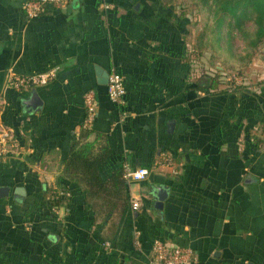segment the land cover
Instances as JSON below:
<instances>
[{
	"label": "crops",
	"instance_id": "1",
	"mask_svg": "<svg viewBox=\"0 0 264 264\" xmlns=\"http://www.w3.org/2000/svg\"><path fill=\"white\" fill-rule=\"evenodd\" d=\"M22 1L0 0V125L14 136L0 156V185L8 186L0 264H148L155 238L188 246V264H264V69L232 93L192 88L199 64L188 51L197 30L176 0H67L32 17ZM49 66L57 70L45 84L17 92L6 85L11 70ZM96 66L121 73L122 110L96 81ZM88 89L96 113L85 128ZM83 129L85 140L106 136L131 166L149 170L125 179L128 200L107 217L62 172ZM163 153L172 164L155 163ZM40 185H62L69 199L26 213ZM156 186L165 190L160 206Z\"/></svg>",
	"mask_w": 264,
	"mask_h": 264
},
{
	"label": "trees",
	"instance_id": "2",
	"mask_svg": "<svg viewBox=\"0 0 264 264\" xmlns=\"http://www.w3.org/2000/svg\"><path fill=\"white\" fill-rule=\"evenodd\" d=\"M185 1L192 2L191 4L195 6L192 8V12L198 14L196 17H199L200 22V29L192 41L188 57L189 54H196L201 45L204 46V49L210 48L212 53L218 57L223 51L220 49V41L223 40L224 44L229 45L235 32L241 36L245 48V53L241 56L242 61L233 60L238 70L232 72L240 77V81H222L216 74H209L203 70L198 72L197 78L192 82V88L204 92H210L211 89L214 92H234L243 81L244 68L253 60L254 49L263 47L264 0ZM246 20L251 21V28L246 25ZM195 23H197V19ZM233 74L232 76H234ZM221 83L224 86L219 88ZM8 88L17 92L11 87ZM114 106L117 111L123 108L122 104H114ZM88 131V129L81 130L75 140L71 141L61 161L62 172L70 181L78 185L81 184L84 191L83 203L90 207L89 199H97L100 201L99 205L104 206L102 217H107L115 207H122L126 204L128 193L123 175L124 165L135 166H131L127 162L124 153L108 146L105 141L106 136L104 138L96 136L99 140L103 139V142L99 140L95 142L94 139L85 140L84 135ZM39 190L41 195L34 196L28 202L26 213L38 210L40 206L50 209V207L58 206L69 199L67 189L62 185H40Z\"/></svg>",
	"mask_w": 264,
	"mask_h": 264
},
{
	"label": "built area",
	"instance_id": "3",
	"mask_svg": "<svg viewBox=\"0 0 264 264\" xmlns=\"http://www.w3.org/2000/svg\"><path fill=\"white\" fill-rule=\"evenodd\" d=\"M66 1L67 0H23L21 8L27 17H32L42 11L44 6L48 3L61 4ZM56 70V66H49L43 70L28 73H17L11 70L6 75V85L17 91L26 90L31 86L47 83L55 75ZM105 86L109 100L115 104H122L125 93L123 78L121 73L113 66H110L107 71ZM82 101L85 114L81 124L83 127L88 128L91 126L96 113L94 91L92 89L86 90L82 95ZM124 116L125 111H121L118 119L121 120ZM13 138L12 130L6 126L0 125V156L6 151V145L9 141H13ZM155 163L172 164V160L169 154L163 153ZM148 171V168L145 166L130 167L125 164L123 175L127 182L138 181L145 178ZM130 206L132 209H136L139 206L138 200L131 199ZM192 257V251L188 246L169 244L162 239L155 238L151 243L148 264H188Z\"/></svg>",
	"mask_w": 264,
	"mask_h": 264
},
{
	"label": "rangeland",
	"instance_id": "4",
	"mask_svg": "<svg viewBox=\"0 0 264 264\" xmlns=\"http://www.w3.org/2000/svg\"><path fill=\"white\" fill-rule=\"evenodd\" d=\"M176 1L178 2V4L180 5V7L183 9L184 12L189 10L191 15L194 17L192 26L194 28L196 27V30L199 31L200 29L199 17H196L198 14L196 15L195 12H192V8L195 7L193 4H191L192 2H186L185 0H176ZM196 19H197V23H195ZM246 25L250 26L251 28L252 26L251 21L246 20ZM195 36L196 33L195 35L192 36L193 37L192 41H194ZM262 43H263L262 44L263 47L260 46L255 48L252 53L253 58H256L257 60H259L261 56L262 58H264V41ZM220 44H221L220 49L223 51L220 53L218 57L212 53V50L210 48L209 49L205 48L206 49L205 50L203 45H201L198 48L199 50L197 49L198 50L197 52L195 51L198 58L199 71L208 70L212 74H216L218 79L222 81L231 80V82L233 81L238 82L239 80H241L240 77L237 74H233L232 72L238 70V67L234 64L233 60L237 59V61H242L241 56L245 53L244 41L242 40L241 36H239V34L235 32L229 41V45L224 44L223 40L220 41ZM205 65H208V68H206ZM259 65L260 63L258 65L257 63H252L251 68L247 69L248 66L244 68L245 70L243 73L244 77L248 76L249 74L255 73V71H258L257 69L260 70L264 69V63H261V66ZM232 74L234 76H232Z\"/></svg>",
	"mask_w": 264,
	"mask_h": 264
},
{
	"label": "water",
	"instance_id": "5",
	"mask_svg": "<svg viewBox=\"0 0 264 264\" xmlns=\"http://www.w3.org/2000/svg\"><path fill=\"white\" fill-rule=\"evenodd\" d=\"M95 74L97 75L96 81L100 84H106V79H107V71L102 70L100 67H95ZM33 97L36 98L35 93L33 92L31 94V97L26 100V104L31 105V107H34V102L32 101ZM15 191H18L17 189ZM8 192V186L6 185H0V197L6 196ZM153 195L155 198L154 205L160 206L161 200L163 199L165 195V190L161 186H156L153 189Z\"/></svg>",
	"mask_w": 264,
	"mask_h": 264
}]
</instances>
